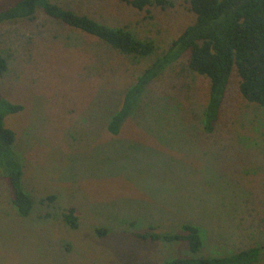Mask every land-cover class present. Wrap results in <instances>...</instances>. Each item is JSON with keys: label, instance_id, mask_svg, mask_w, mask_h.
<instances>
[{"label": "rangeland", "instance_id": "374dc122", "mask_svg": "<svg viewBox=\"0 0 264 264\" xmlns=\"http://www.w3.org/2000/svg\"><path fill=\"white\" fill-rule=\"evenodd\" d=\"M17 0H0V10ZM153 40L145 57L125 54L38 9L0 24L9 70L0 94L23 105L6 116L17 134L23 187L19 214L0 173V264H152L189 256L186 241L137 231L199 226L201 255L264 245V106L239 90L234 71L212 133L202 125L210 79L171 63L136 100L118 134L108 129L127 89L195 20L190 0L139 10L122 0H51ZM76 208L79 226L63 217ZM104 231V235L98 233ZM255 264H264V258Z\"/></svg>", "mask_w": 264, "mask_h": 264}, {"label": "trees", "instance_id": "16d2710c", "mask_svg": "<svg viewBox=\"0 0 264 264\" xmlns=\"http://www.w3.org/2000/svg\"><path fill=\"white\" fill-rule=\"evenodd\" d=\"M122 1L139 10H149L152 5L166 7L173 4L172 0ZM39 8L52 18L96 36L125 54L145 57L156 51L153 40L141 39L130 29L110 26L51 0H17L0 10V24L33 19ZM190 8L195 14L194 22L185 27L168 50L127 89L122 106L108 123L111 133H119L145 88L185 53L189 54V68L210 79L209 97L202 118L207 133L216 128L234 71L239 77V90L244 98L264 106V0H190ZM8 70V59L0 52V75ZM22 109V104L11 102L0 94V173L8 183L12 203L19 214L29 216L34 199L22 184L24 163L14 151L17 134L5 121L7 115ZM63 217L72 228L79 226L75 207L68 208ZM181 227L180 232H158L152 227L134 232V235L144 240L188 243L189 256H175L152 264H255L264 258V245L259 244L225 255H201L205 243L201 228L189 222ZM97 231L104 235L102 229Z\"/></svg>", "mask_w": 264, "mask_h": 264}]
</instances>
